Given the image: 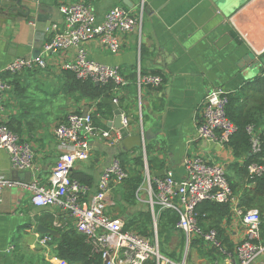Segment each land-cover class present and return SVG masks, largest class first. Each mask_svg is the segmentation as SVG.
<instances>
[{
  "label": "crops",
  "instance_id": "obj_1",
  "mask_svg": "<svg viewBox=\"0 0 264 264\" xmlns=\"http://www.w3.org/2000/svg\"><path fill=\"white\" fill-rule=\"evenodd\" d=\"M143 1L146 9L141 35H123L118 53L98 39L80 45L92 59L119 66L131 81L118 92L122 109L115 108L108 118L99 116L97 104L103 98L82 95L74 86L73 73L63 68L64 63L74 60L79 47L45 53L44 46L65 27L62 4L88 3L103 20L114 6L136 12ZM28 9L30 15L26 14ZM251 53L264 55V0H0V75L11 85L2 101L0 123L8 124L28 142L35 155L34 172H23L12 166L8 151L0 149V176L17 183L6 186L0 194V264H71L57 252L59 237L42 233L38 225L60 233L61 229L75 228L73 219L57 205H34L32 191L18 183L30 182L34 174L42 183L47 182L61 154L56 126L70 112L83 113L87 107L97 116V131L90 142V158L77 161L72 176L87 184L90 194L97 190L102 171L114 157L129 171L133 158L143 152L151 177L171 173L181 181L186 174L185 158L200 155L223 165L233 185L230 200L220 203L223 208L218 226L208 222L205 228H216L226 247L234 251L245 237L238 209H258L264 217V193L255 192L257 183L245 172L253 153L250 149L237 154L229 143L200 139L197 129L204 97L211 89L222 87L239 100L264 141V65L253 63ZM40 54L46 58L47 68L7 72L16 57ZM139 71L162 75V84L139 91L135 82ZM117 109L129 115L126 128L131 135L151 130L145 149L126 151L121 138L103 137V131L116 130L109 123L116 119ZM123 191V183L112 185L110 196L114 200L107 210L126 223V215L115 210L124 205L129 212L137 204L143 209L147 194L142 190L139 203L129 206L121 201ZM244 198L256 200L258 206L247 208ZM44 236L51 237L46 244L41 242ZM191 247L193 259L213 263L217 254L203 240L194 238Z\"/></svg>",
  "mask_w": 264,
  "mask_h": 264
},
{
  "label": "built area",
  "instance_id": "obj_2",
  "mask_svg": "<svg viewBox=\"0 0 264 264\" xmlns=\"http://www.w3.org/2000/svg\"><path fill=\"white\" fill-rule=\"evenodd\" d=\"M60 9L65 15V27L45 44L44 52L79 47L74 60L64 63L63 68L73 72L82 81L113 84V102L118 105V92L130 84V79L122 73L119 66L92 59L80 45L98 39L111 52L118 53L122 48L123 35L134 32L141 35L145 2L139 5L136 12L123 6H114L103 20H99L94 7L85 2L62 4ZM47 66V60L42 54L37 57H16L8 65L7 72L18 74L24 70L45 69ZM135 82L141 91L145 86L161 85L163 77L139 71ZM10 88V83L0 75V108L5 93ZM229 102L230 92L222 87H215L206 94L201 104V119L197 129L200 139L229 143L238 130L236 123L228 115ZM139 105L141 109V101ZM121 115L122 123L127 127L130 124L129 115L123 111ZM96 131L93 112L88 111L86 116L80 112H70L55 128L61 154L47 182L42 183L38 175L34 174L30 182L18 184L32 191L34 205L61 207L73 219L75 228L93 243L105 264H146L148 261L155 264H187L186 256L184 261H175L161 253L157 217L165 209L178 214L176 228L186 234L188 244L198 238L214 249L217 255L212 264H264L262 214L258 209H238L245 227V237L234 251L226 247L216 228H205L200 224L197 211L199 204L206 200L227 203L233 194L225 167L200 155L185 158L186 174L181 181L175 180L171 173L151 177L145 159L144 187L142 189L141 185L137 195L139 199L142 190L147 194L146 202L154 219V236H146L136 230H125L124 220L107 210L114 200L110 196L112 185L123 183L129 177V171L122 160L119 157L112 158L99 177L97 190L91 194L87 184L72 176L76 162L90 158V142ZM247 132L250 135L252 153H261L263 139L255 125L249 124ZM102 135L115 141L121 138L118 130H106ZM0 149L8 151L16 170L34 172L35 155L30 144L21 140L6 123H0ZM248 172L252 179L261 176L264 165L251 163ZM15 185L17 183L0 176V194L6 186ZM50 239V236H44L41 242L46 244Z\"/></svg>",
  "mask_w": 264,
  "mask_h": 264
},
{
  "label": "trees",
  "instance_id": "obj_3",
  "mask_svg": "<svg viewBox=\"0 0 264 264\" xmlns=\"http://www.w3.org/2000/svg\"><path fill=\"white\" fill-rule=\"evenodd\" d=\"M73 76L75 82L74 86L82 93V95L92 99L103 98V102L101 101L97 104L96 114L108 118L110 115L114 114L115 108L118 107L122 109L121 99H119L118 105H115L113 102V98L115 96L113 84L96 85V83L91 80L82 81L77 79L74 73ZM238 102L239 100L230 94L228 115L236 123L238 130L230 139L229 144L235 148L237 154L243 150L250 151L251 140L250 135L247 132V126L253 123L252 119L245 114ZM96 114L94 115L95 121L97 120ZM133 162L134 165L129 170V177L123 181L124 191L121 198V201L125 202L129 206H136V204L139 203L137 192L144 182L143 168L145 167V158L143 152H139L133 158ZM251 163H260L264 165V141L261 153L257 155H249V159L245 165V172L247 173L249 180L257 183L255 192L263 194L264 173L261 176L252 179L248 172V166ZM243 202L247 208L258 206L256 200L253 201L252 198H249V200L244 198ZM145 204L146 205L143 209L133 210V208H131V211L126 214V223L124 228L125 230H136L143 235L153 237L154 229L152 214L148 203ZM222 205L223 204L210 200H206L199 204L197 211L199 214L200 224L206 227V224L210 222L214 225V227H217V224L220 221V208H223ZM224 208L228 209L227 207ZM178 218L179 216L175 211L171 209L163 210L159 219L162 225V231L167 230L168 228L177 229L176 223ZM262 226H264V217H262ZM208 228H212V226H208ZM94 247L95 246L88 239V237L76 228L60 230L57 252L61 258L67 260L69 263L105 264L103 262L102 255L97 252ZM153 264H155V262H153Z\"/></svg>",
  "mask_w": 264,
  "mask_h": 264
},
{
  "label": "rangeland",
  "instance_id": "obj_4",
  "mask_svg": "<svg viewBox=\"0 0 264 264\" xmlns=\"http://www.w3.org/2000/svg\"><path fill=\"white\" fill-rule=\"evenodd\" d=\"M144 172H146L145 168H143V176L146 177ZM138 208L139 207L137 204V207L133 208V210H136ZM115 212L120 216L126 215L128 213L126 212V208L124 207V205H119ZM159 219L160 217H157V232L161 253L166 257L179 261H184V257L187 254V264H204L203 261L200 262L198 259H193L194 255L192 252L191 243L188 244L181 231L178 229L170 228L162 231V225ZM152 223L154 224L153 217ZM262 227V239L264 241V226Z\"/></svg>",
  "mask_w": 264,
  "mask_h": 264
},
{
  "label": "water",
  "instance_id": "obj_5",
  "mask_svg": "<svg viewBox=\"0 0 264 264\" xmlns=\"http://www.w3.org/2000/svg\"><path fill=\"white\" fill-rule=\"evenodd\" d=\"M26 14L30 15L31 9H28ZM250 59L253 63H256L261 66L264 65V55L259 56L257 55V53H251ZM96 85H100V84L96 82ZM88 111H89V107L85 109V111L83 112V115L86 116ZM115 113H116V119L113 122H110L109 125L113 126L116 130L120 132L121 139L124 144V150L133 151L134 149H138V150L145 149L146 148L145 139L149 137L148 133L151 132V130H147V131L143 130L138 135H131L129 131L127 130V128L122 123V115H121L122 110L117 109ZM38 229L44 234H51L53 236H56L57 238L60 237V233L56 229L45 227L42 224L38 225Z\"/></svg>",
  "mask_w": 264,
  "mask_h": 264
}]
</instances>
